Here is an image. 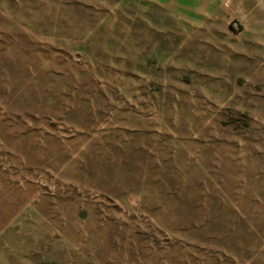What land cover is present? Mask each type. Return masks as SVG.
Listing matches in <instances>:
<instances>
[{"label": "rangeland", "instance_id": "rangeland-1", "mask_svg": "<svg viewBox=\"0 0 264 264\" xmlns=\"http://www.w3.org/2000/svg\"><path fill=\"white\" fill-rule=\"evenodd\" d=\"M0 264H264V0H0Z\"/></svg>", "mask_w": 264, "mask_h": 264}]
</instances>
